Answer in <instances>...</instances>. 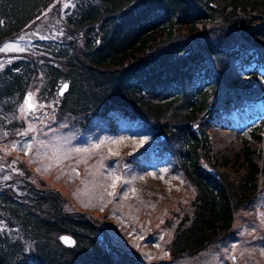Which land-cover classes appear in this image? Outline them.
I'll return each mask as SVG.
<instances>
[{"label":"trees","instance_id":"1","mask_svg":"<svg viewBox=\"0 0 264 264\" xmlns=\"http://www.w3.org/2000/svg\"><path fill=\"white\" fill-rule=\"evenodd\" d=\"M55 2L0 0V46ZM64 21L81 35V48L36 40L45 60L4 65L0 101L28 93L39 76L47 96L70 84L58 106L64 113L112 126V114L144 122L160 136V159L172 156L195 186L177 214L171 257L196 256L234 234L237 214L264 193V113L234 140L239 115L264 110V0H77ZM0 182V264H119L95 223L66 212L59 194L27 180Z\"/></svg>","mask_w":264,"mask_h":264},{"label":"rangeland","instance_id":"2","mask_svg":"<svg viewBox=\"0 0 264 264\" xmlns=\"http://www.w3.org/2000/svg\"><path fill=\"white\" fill-rule=\"evenodd\" d=\"M76 2L56 0L39 21L9 39L6 43H17L25 51L0 52L3 67L8 61L20 58L45 60L33 48L36 40H44L40 36L74 41L81 48V35L64 21L66 11ZM65 3L69 7L64 8ZM21 36L25 39L20 40ZM255 66L251 65L248 70ZM44 83L38 76L29 92H34L37 100L45 105L52 103L51 108L44 107L20 118L19 106L29 92L0 101V181L27 180L38 188L59 194L66 212H78L95 223L98 239L119 264L124 261L111 248L124 252L137 264H264V193L237 214L234 234L196 256L174 259L170 244L179 223L177 214L183 215V208H189L195 197V186L172 156L160 159V136L144 122L119 114L111 115L112 126L102 117L89 115L84 119L64 113L58 108L63 98L58 91L64 83H59L56 93L49 96L44 94ZM260 118L252 116L241 129L235 127V142L246 138L249 126L257 124ZM29 123L36 131L19 135ZM101 141L104 143L96 148ZM13 143L17 144L15 149L11 146ZM27 143L32 144L30 150L22 147ZM76 148L88 151L76 152ZM45 167L49 170H44ZM4 176L11 178L4 180ZM115 176L121 180L114 188ZM125 180L130 183L124 184ZM62 237L57 238L61 241Z\"/></svg>","mask_w":264,"mask_h":264},{"label":"snow or ice","instance_id":"3","mask_svg":"<svg viewBox=\"0 0 264 264\" xmlns=\"http://www.w3.org/2000/svg\"><path fill=\"white\" fill-rule=\"evenodd\" d=\"M63 7L64 8H67V7H69V4L68 3H65L63 5ZM50 10L51 9H49V11ZM0 23H2V22H0ZM46 38L47 37L40 36V39H46ZM19 39L20 40H24L25 39V36H21V37H19ZM10 51L23 52V51H25V49L22 48V47H20V45L17 44V43H5L2 46H0V52H10ZM8 62L10 63L11 61H8ZM2 67H3V64L0 63V68H2ZM67 88H68V85L67 84H63L61 86L60 91L58 92V95H63L64 91L67 90ZM54 103H58V101H56ZM44 107L51 108V107H53V104L50 103L48 105H45V104H43V103H41V102H39L37 100L36 95H35L34 92H29L25 96V98L23 100V103L19 106V112L21 113V117L20 118H25L28 114H35V112H37L38 110H42ZM45 115H47V113H45ZM33 131H36V129L33 127V125L31 123H29L28 128L26 130H24L23 132H20L19 135H21V136H27V135H29L30 132H33ZM4 135L6 136L7 133H4ZM103 143H104V141H101L100 143L96 144L95 147L96 148H99ZM41 144L43 145V141H41ZM11 146H12L13 149H15L17 147V144L16 143H13ZM22 147L24 149L30 150L32 148V144L31 143H27V144L23 145ZM74 151H76V152H82V151H88V149H85V148H76V149H74ZM6 154H7V152H6ZM64 158H67V156H65ZM59 162H60V160L58 158L57 159V163H59ZM44 170L47 171V170H49V168L48 167H45ZM14 171H16V170L14 169ZM73 171L75 172L76 170L73 169ZM20 174L22 175V173H20ZM78 174L79 173H77V175ZM10 178H11L10 176H4L3 177L4 180H8ZM120 180H121L120 176H115L114 177V180H113L112 187L115 188L116 187V183L118 181H120ZM123 183L124 184H128V183H130V181L125 180V181H123ZM109 195H112V193H109ZM3 230H4L3 226H0V232H2ZM61 239L63 240V242L65 244H68V245H72L74 243L67 236L62 237ZM137 239H143V237H137ZM160 239L161 240L164 239L163 235L160 236ZM156 247H159V245H156ZM166 254L167 253H165V255ZM233 259H235V257H233Z\"/></svg>","mask_w":264,"mask_h":264},{"label":"water","instance_id":"4","mask_svg":"<svg viewBox=\"0 0 264 264\" xmlns=\"http://www.w3.org/2000/svg\"><path fill=\"white\" fill-rule=\"evenodd\" d=\"M64 84H67L68 85V88H67V90H65L64 91V93H63V95H59L60 97H64L68 92H69V89H70V84L69 83H64ZM61 89V88H60ZM60 89H59V91H60ZM58 91V92H59ZM65 237V236H64ZM67 237H69L74 243L72 244V245H68V244H65L64 242H63V240L61 239V244L64 246V247H67V248H69V247H74V245H75V241H74V239H72V237H70V236H67Z\"/></svg>","mask_w":264,"mask_h":264}]
</instances>
